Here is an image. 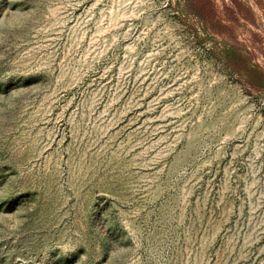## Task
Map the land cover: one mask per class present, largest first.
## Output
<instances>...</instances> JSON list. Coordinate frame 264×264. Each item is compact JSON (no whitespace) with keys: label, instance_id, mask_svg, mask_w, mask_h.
<instances>
[{"label":"rangeland","instance_id":"rangeland-1","mask_svg":"<svg viewBox=\"0 0 264 264\" xmlns=\"http://www.w3.org/2000/svg\"><path fill=\"white\" fill-rule=\"evenodd\" d=\"M0 264H264V0H0Z\"/></svg>","mask_w":264,"mask_h":264},{"label":"trees","instance_id":"trees-1","mask_svg":"<svg viewBox=\"0 0 264 264\" xmlns=\"http://www.w3.org/2000/svg\"><path fill=\"white\" fill-rule=\"evenodd\" d=\"M258 81H259V79H258Z\"/></svg>","mask_w":264,"mask_h":264}]
</instances>
